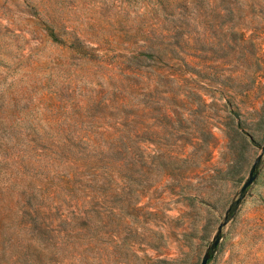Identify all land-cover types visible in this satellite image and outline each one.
Wrapping results in <instances>:
<instances>
[{
  "label": "rangeland",
  "instance_id": "obj_1",
  "mask_svg": "<svg viewBox=\"0 0 264 264\" xmlns=\"http://www.w3.org/2000/svg\"><path fill=\"white\" fill-rule=\"evenodd\" d=\"M204 255L264 264V0H0V264Z\"/></svg>",
  "mask_w": 264,
  "mask_h": 264
},
{
  "label": "water",
  "instance_id": "obj_2",
  "mask_svg": "<svg viewBox=\"0 0 264 264\" xmlns=\"http://www.w3.org/2000/svg\"><path fill=\"white\" fill-rule=\"evenodd\" d=\"M249 180H250V178H248V179L246 180V182L244 183V185H245L247 182H249ZM205 260H206V255H204V256L201 258L199 264H205Z\"/></svg>",
  "mask_w": 264,
  "mask_h": 264
}]
</instances>
